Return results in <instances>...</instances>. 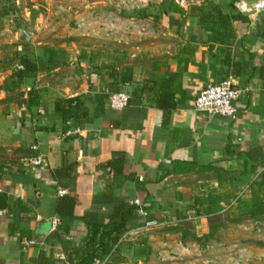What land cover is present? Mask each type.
I'll return each instance as SVG.
<instances>
[{
  "label": "crops",
  "instance_id": "crops-1",
  "mask_svg": "<svg viewBox=\"0 0 264 264\" xmlns=\"http://www.w3.org/2000/svg\"><path fill=\"white\" fill-rule=\"evenodd\" d=\"M198 2L181 8L172 0H151L147 8L115 19L109 39L102 32L92 51L75 55L67 44L53 41L56 33L43 32L38 40L31 33L18 52L37 71L13 92L4 83L18 64L0 68V194L6 200L0 208V264H85L117 207L131 206L134 199L150 204L148 220L157 226L144 230L131 206L134 212L108 264L169 257L181 246L198 245L192 236L208 235V198H220L224 215L242 187L261 180L263 25L259 16L240 15L247 21L231 20L214 32L201 13L236 15L234 1ZM49 50L66 64L46 71ZM227 77L240 92L234 119L193 111L201 89ZM107 92H126L128 105L111 110ZM65 99H77L86 117L63 123L54 109ZM163 100L166 110L156 104ZM70 128L80 133L68 134ZM34 156L44 163L30 171ZM119 156L123 164L115 174L108 164ZM65 196L75 199L69 216L56 212L57 200ZM224 225L220 239L229 226ZM93 226L99 230L91 240ZM144 247L151 252L147 259ZM93 254L91 264L103 258L98 249Z\"/></svg>",
  "mask_w": 264,
  "mask_h": 264
},
{
  "label": "rangeland",
  "instance_id": "rangeland-1",
  "mask_svg": "<svg viewBox=\"0 0 264 264\" xmlns=\"http://www.w3.org/2000/svg\"><path fill=\"white\" fill-rule=\"evenodd\" d=\"M35 1L0 0V68L11 70L16 62L15 53L20 50L19 38L24 27L37 35V40L43 32L56 33L57 38L53 41L67 44L69 51L75 55V52L92 51L96 45L95 39H99L96 35L99 23L111 27L115 25V19L119 20L120 15L124 17L129 11L119 12L108 6V0ZM81 21L85 23L82 28L79 27ZM109 34L107 30L105 35L108 39ZM30 50L26 52L29 54ZM259 176H264V170ZM241 191V197L246 201L254 197L264 200V184L258 186L253 181L251 186L242 187L239 193ZM222 216V221H226V215ZM237 220L240 221L237 225L226 221L229 226L224 229L219 243H210L206 249L192 244L191 254L182 256L180 260L171 261L164 256L147 264H189L194 261L203 264L208 260L210 264H264V216H259L257 223L246 218ZM171 248L176 250L175 245Z\"/></svg>",
  "mask_w": 264,
  "mask_h": 264
},
{
  "label": "trees",
  "instance_id": "trees-1",
  "mask_svg": "<svg viewBox=\"0 0 264 264\" xmlns=\"http://www.w3.org/2000/svg\"><path fill=\"white\" fill-rule=\"evenodd\" d=\"M234 0H232L233 2ZM234 12H236L232 6ZM260 18V17H259ZM241 19L243 21H247L246 18H241L240 14L236 15H226L222 14L216 9H213L207 13H201V21L212 24V29L214 32H217L219 28H226L231 20ZM261 20V19H260ZM261 36L264 37V24ZM214 40H219L217 37ZM28 43V42H27ZM27 43H22L19 41V45L27 46ZM50 54L48 56V66L45 67L46 71H51L53 68L58 66H62L66 64V60L62 59V61L56 60L57 53L53 52V50H49ZM87 55L81 54L80 58H86ZM15 61L18 65L23 67L22 71L17 70L16 72H12L10 76L5 80L4 89L8 92H13L18 83H20L26 76L35 74L37 71V66L34 61H32L27 54L23 52L15 53ZM91 62V60H90ZM157 107L166 110L168 107V101H158ZM54 114L58 117L63 123L67 121L74 120L78 121L79 118H85L86 112L81 108V105L78 103L77 99H65L59 100L55 103ZM123 164V157L119 156L112 162L108 164V166L114 170V173L120 170ZM60 173V171H59ZM114 174V175H115ZM116 176V175H115ZM256 185L262 186L264 184V176H261L260 181H255ZM220 198L212 197L206 200L207 209L205 215L208 217L210 222L209 233L207 236L202 238H195L192 236V240L198 244L199 247L205 248L212 242H220L221 239L218 237V231L220 227H225L224 221H222V215L220 212L223 210V207L219 204ZM75 205V199L73 197L65 196L61 197L56 202V212L58 215L69 216L72 214L73 208ZM227 210L225 211L224 216L226 215V221L229 224L237 225L240 223L238 218H246L253 223H257L259 216H264V200L258 199L256 197L252 198L250 201L244 200L242 197H233L227 204ZM6 206V200L4 195L0 194V208H4ZM134 212V209L129 205L120 204L119 207L115 210L114 219L110 224H108L105 230L100 234V242L96 245L94 249H92V253H88L87 259L85 260V264H91L94 254L96 250H99V255L105 257L110 254L113 247L118 243L119 239L122 237L123 233L126 230V223L128 217ZM235 217L237 219H235ZM99 228L97 226H93L91 233V240H94L95 236L98 233ZM191 237V236H190ZM182 242L185 243V238L182 236ZM104 240H107V243L104 244ZM150 250V249H149ZM144 254H146V259L150 255V251H147V248H143ZM150 261H144L145 264Z\"/></svg>",
  "mask_w": 264,
  "mask_h": 264
},
{
  "label": "built area",
  "instance_id": "built-area-1",
  "mask_svg": "<svg viewBox=\"0 0 264 264\" xmlns=\"http://www.w3.org/2000/svg\"><path fill=\"white\" fill-rule=\"evenodd\" d=\"M177 6L184 8L189 4H199L198 0H172ZM151 0H108V6L121 11H131V10H140L148 6ZM234 10L243 16L251 17L258 16L259 11L264 9V0H235L233 2ZM100 21V20H99ZM115 22V21H114ZM84 21L80 22L79 27L84 26ZM99 36L102 32L104 35L108 30L110 32L109 37L112 35L114 30V25L111 27L105 26V24H98L97 26ZM106 36V35H105ZM107 37V36H106ZM123 40V38H122ZM16 69L19 71L23 70L21 65H17ZM240 92L236 89L233 80L231 77H227L219 83L206 84L204 88L201 89L197 97L193 101V111L201 113L204 116L211 118L214 116L226 119H234L236 114V108L234 101L238 98ZM108 105L109 108L113 111L123 110L129 103L130 96L126 92H114L108 93ZM80 130L77 128H70L68 134H79ZM35 150V147L31 148ZM44 159L42 156H34L28 160L27 167L30 171H36L43 166ZM242 191L237 194V197L242 196ZM59 195H65V190H60ZM130 205L136 208L137 215L143 219V229L144 230H153L156 228L157 223L153 220H148V210L150 204L147 202H142L138 199H134L130 202ZM4 213L3 210H0V216ZM56 224V221H53V225ZM33 241H27L25 245H33ZM205 247L204 249H206ZM191 246H181L177 253H174L172 257H168L169 260H180L182 256L191 254ZM116 252L114 248L110 254L101 258L95 259L93 264H108L111 256ZM211 261H203V264H210ZM189 264H197L195 261L190 262Z\"/></svg>",
  "mask_w": 264,
  "mask_h": 264
},
{
  "label": "water",
  "instance_id": "water-1",
  "mask_svg": "<svg viewBox=\"0 0 264 264\" xmlns=\"http://www.w3.org/2000/svg\"><path fill=\"white\" fill-rule=\"evenodd\" d=\"M258 16L260 17L261 21L264 24V9L259 11ZM30 38H31V33L29 32V30L26 27H24L22 32L20 33L19 41L22 43H27V42H29Z\"/></svg>",
  "mask_w": 264,
  "mask_h": 264
}]
</instances>
